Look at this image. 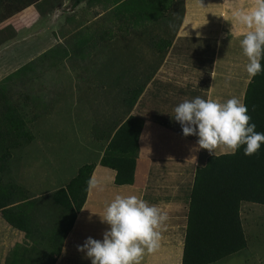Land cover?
Segmentation results:
<instances>
[{"label":"rangeland","instance_id":"374dc122","mask_svg":"<svg viewBox=\"0 0 264 264\" xmlns=\"http://www.w3.org/2000/svg\"><path fill=\"white\" fill-rule=\"evenodd\" d=\"M25 1L0 0V23ZM31 5L36 18L0 42V156L5 155L0 189L13 190L31 242L10 250L7 264L52 263L57 246L51 235L69 217L52 198L58 177L76 161L95 158L88 139L106 137L125 117L183 12V0H36ZM11 112L22 122L19 133L8 131ZM51 144L63 148V155L59 149L50 154ZM66 149L77 158H68ZM51 175L54 185H48ZM239 215L245 247L211 264H264V205L241 202Z\"/></svg>","mask_w":264,"mask_h":264},{"label":"crops","instance_id":"0c3cea01","mask_svg":"<svg viewBox=\"0 0 264 264\" xmlns=\"http://www.w3.org/2000/svg\"><path fill=\"white\" fill-rule=\"evenodd\" d=\"M255 3L256 0H183L182 17L169 46L125 117L118 121L130 115L142 120L132 183L116 184L115 169L99 163L110 136L120 123L106 137L101 134L88 139V147L94 146L97 153L93 160L76 161L72 170H66L57 179L59 185L53 192L64 187L82 164H94L84 202L75 214L54 264H91L90 258L77 246L89 236L102 239L108 225L95 213L103 214L117 194L140 196L167 215L159 229L158 247L153 252L146 251L141 264H181L195 170L203 166L208 157L232 153V150L218 145L210 154L208 149L199 148L198 138L184 136L180 124L171 115L180 102L197 96L222 102L236 96L243 102L251 77L245 70L248 58L240 41L250 29L239 22L235 13L250 11ZM30 6L0 23V42L36 18ZM50 147V154L59 149L63 155L64 149L58 148L59 145ZM74 152L67 150L68 158H77ZM51 176L53 183L48 185L56 183ZM27 242L25 232L12 228L0 211V264H7L10 250L18 245L28 247L31 242ZM20 250L26 251L25 248Z\"/></svg>","mask_w":264,"mask_h":264},{"label":"trees","instance_id":"16d2710c","mask_svg":"<svg viewBox=\"0 0 264 264\" xmlns=\"http://www.w3.org/2000/svg\"><path fill=\"white\" fill-rule=\"evenodd\" d=\"M35 1L27 0L22 5L15 6L14 10L20 11ZM169 44L170 41L166 43L164 52ZM261 63L264 65V60ZM140 91L141 88L135 93L128 107L133 105ZM243 103L249 109L251 122L256 124L255 131L264 133V72L251 77ZM9 114L8 131L19 133L23 127L22 122L15 113ZM117 123L120 124L110 136L99 163L115 169L116 184H131L142 120L130 115ZM21 133L27 136V139L30 137L25 131ZM243 147L241 146L235 154L210 156L203 166L196 168L190 193L181 264H211L245 247L239 209L241 202L264 205V144L253 155H245ZM4 157L5 155H1L0 159ZM93 167V163L82 164L64 187L52 193L54 202L67 211L69 217L65 226H58L56 235H51L57 246L51 264H54L75 214L84 202ZM14 195L13 190L0 189L1 215L13 228L28 235L30 230L24 220V212L21 207L12 205Z\"/></svg>","mask_w":264,"mask_h":264},{"label":"clouds","instance_id":"9594fccd","mask_svg":"<svg viewBox=\"0 0 264 264\" xmlns=\"http://www.w3.org/2000/svg\"><path fill=\"white\" fill-rule=\"evenodd\" d=\"M235 16L250 29L240 44L248 58L245 70L249 77H255L264 72V0H256L252 10L238 11ZM171 116L184 136H196L199 148L208 149L210 154L218 145H224L232 154L244 146V154L253 155L264 144V133L255 131L247 105L236 96L223 102L197 96L176 105ZM95 214L108 225L102 239L89 236L77 246L91 264H141L145 252L158 247L159 229L167 220L159 206L135 194H117L103 214Z\"/></svg>","mask_w":264,"mask_h":264}]
</instances>
